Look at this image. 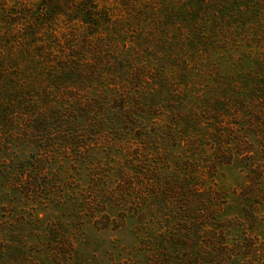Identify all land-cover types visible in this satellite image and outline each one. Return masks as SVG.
<instances>
[{"label": "rangeland", "instance_id": "1", "mask_svg": "<svg viewBox=\"0 0 264 264\" xmlns=\"http://www.w3.org/2000/svg\"><path fill=\"white\" fill-rule=\"evenodd\" d=\"M249 11L230 57L213 59L197 86L172 88L171 106L200 100L203 128L182 125L181 146L162 147L166 115L133 130L127 117L93 130V147H69L70 158L55 150L39 180L12 174L16 191L0 187V242L28 235L36 257L56 264H264V0ZM118 195L136 201L132 212Z\"/></svg>", "mask_w": 264, "mask_h": 264}, {"label": "trees", "instance_id": "2", "mask_svg": "<svg viewBox=\"0 0 264 264\" xmlns=\"http://www.w3.org/2000/svg\"><path fill=\"white\" fill-rule=\"evenodd\" d=\"M255 1L0 0L2 190L5 182L15 190L12 174L41 179V166L58 158L55 150L70 158L69 147H93V130L122 126L127 117L133 130L166 115L171 124L159 136L161 146H181L178 128H203L200 100L171 106L172 88L195 85L198 73L217 65L213 59L230 57ZM124 140L118 146L133 147ZM33 186L29 193L37 194ZM115 198L126 211L136 202ZM41 253L28 235L0 242V264H56L54 257H36Z\"/></svg>", "mask_w": 264, "mask_h": 264}]
</instances>
